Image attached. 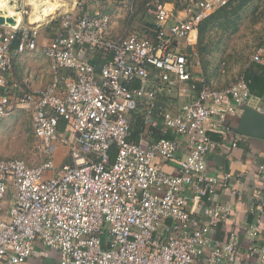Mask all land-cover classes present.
<instances>
[{
  "label": "built area",
  "instance_id": "2783aa9c",
  "mask_svg": "<svg viewBox=\"0 0 264 264\" xmlns=\"http://www.w3.org/2000/svg\"><path fill=\"white\" fill-rule=\"evenodd\" d=\"M14 1L21 23L0 26V122L13 105L31 111L33 135L48 160H0V264H25L36 247L57 251L59 264H239L242 255L248 264H264V245H257L264 193L250 209L243 251L236 230L225 239L215 235L234 213V204L217 195L238 192L232 174L208 165L209 155L231 139L228 120L252 97L250 81L198 89L199 62L179 43L193 46L201 23L229 0H189L181 10L157 1L148 8L150 37L114 35V17L98 9L128 7L126 0H51L57 7L40 23L30 20L31 0ZM50 23L58 29L42 45V27ZM39 46L52 81L14 98L21 88L9 83L12 55ZM263 53L264 46L252 59L264 68ZM98 54L107 57L99 69L91 62ZM176 90L188 101L174 111L159 96ZM143 101L145 130L135 140L130 119ZM154 132L158 139L147 144ZM182 140L186 151L178 159ZM59 146L72 158L54 173ZM158 158L178 159L176 171H164ZM257 174L264 178V160ZM9 192L13 207L3 216Z\"/></svg>",
  "mask_w": 264,
  "mask_h": 264
},
{
  "label": "rangeland",
  "instance_id": "374dc122",
  "mask_svg": "<svg viewBox=\"0 0 264 264\" xmlns=\"http://www.w3.org/2000/svg\"><path fill=\"white\" fill-rule=\"evenodd\" d=\"M126 1L128 7H121L118 3L114 6V35L142 32L152 21L148 8L155 0ZM236 5L237 2L234 1L232 5L216 14L205 28L204 35L198 36L193 46L192 55L199 62L195 71L200 74V82H213L224 87L236 83L244 76L246 69L254 64L253 55L263 48L264 0H255L237 13ZM28 20L29 18H26L25 22ZM48 26L50 25L42 27V45L48 43L58 29ZM184 42L185 39H182L179 43L184 46ZM33 122L32 112L24 108H16L14 113L0 122V160L17 158L35 165L47 159L41 150L40 142L33 135ZM58 156L63 158L60 167L71 163L72 157L68 148L56 151V157ZM12 194L9 192L6 196L7 205L2 211L3 216L13 207ZM45 252L47 257H42L41 262L37 264H59L57 251L46 249Z\"/></svg>",
  "mask_w": 264,
  "mask_h": 264
},
{
  "label": "crops",
  "instance_id": "0c3cea01",
  "mask_svg": "<svg viewBox=\"0 0 264 264\" xmlns=\"http://www.w3.org/2000/svg\"><path fill=\"white\" fill-rule=\"evenodd\" d=\"M98 9L101 11L112 15L114 7L107 4L100 3ZM175 8V5L172 4ZM152 21L150 24L146 25L140 34H145L147 37L152 36L150 33L152 26H154V19L149 14ZM113 17V15H112ZM50 25L49 28H58L57 23L46 24ZM48 28V29H49ZM199 36V33L198 35ZM198 38V37H197ZM195 45V44H194ZM193 45V46H194ZM192 45L181 46L182 51L192 54L194 51ZM264 46V45H263ZM13 47V46H12ZM40 47V46H39ZM15 47H13L14 49ZM96 56V55H95ZM94 56V57H95ZM104 58V57H103ZM264 58V53H263ZM13 68L9 77V83H17L20 86V90H14V98L21 95L23 92H31L33 90L41 89L48 86L52 81V69L50 61L42 53V48L40 47L36 52H28L24 55H12ZM103 64V63H102ZM100 65V67L102 66ZM195 75L200 80V74ZM200 84V87H198ZM210 86L216 89L225 88L224 86H217L213 82H197V88L200 89L202 86ZM232 85V84H231ZM252 94V93H251ZM194 96V95H192ZM190 99V98H189ZM15 102V101H14ZM159 102L163 105L169 106L172 110L176 111L180 105L185 103V98L180 97L178 90L172 96L165 94H160ZM15 104V103H13ZM250 108L261 111L264 113V94L262 96H257L252 94V97L245 104ZM15 105L9 116L15 112ZM243 111L229 118L228 122L230 126H236L237 120L240 118ZM8 116V117H9ZM66 127L61 130V133H66ZM213 139H217V136L211 135ZM231 139L225 142L223 151H216L209 155L208 165L212 172L221 175L223 173H230L233 175L234 188L237 190L238 194L234 196L229 191H221L217 195V200L221 203H233L234 213L232 219L223 224L218 231L215 233L216 237L220 239H225L229 231L236 230L240 236L241 249L244 251L248 245L249 238V227L251 225V214L250 209L259 202L260 194L264 193V178L258 177L257 169L258 165L264 160V140L256 138H246L237 135L234 131L230 135ZM139 137V136H138ZM137 137V138H138ZM146 138V143L150 144L158 138V133L154 132L152 135H148ZM139 139V138H138ZM234 140H237V146L233 147L232 144ZM183 140L181 144V150L178 154V159L185 155V147L183 145ZM60 148V149H59ZM66 148V147H63ZM63 148L58 147L56 151H61ZM67 150V149H66ZM63 159V158H62ZM62 159L60 156L56 157V152L54 156V162L56 169L53 171L56 173L60 165L62 164ZM178 159L176 161H166L163 158H158L157 162L161 165L162 169L168 173H174L178 167ZM48 160V157L47 159ZM45 160V161H46ZM52 174V173H51ZM202 213V209L200 210ZM264 229V228H263ZM257 245H264V231L261 238L257 242ZM45 250L41 247H36L32 257L25 264H37L47 256ZM43 257V258H42ZM239 260V258H238ZM239 264H248L249 259L246 255H242Z\"/></svg>",
  "mask_w": 264,
  "mask_h": 264
},
{
  "label": "trees",
  "instance_id": "16d2710c",
  "mask_svg": "<svg viewBox=\"0 0 264 264\" xmlns=\"http://www.w3.org/2000/svg\"><path fill=\"white\" fill-rule=\"evenodd\" d=\"M157 1L163 2V3L164 2L165 3H171V4L174 3L176 10L183 9L189 2V0H155L153 3H156ZM234 1L237 2V5L235 6V12L237 13V12H239V10H242L244 7H246L248 4L254 2L255 0H231L225 6H222L221 8L217 9L213 14H211V16L209 18H207L205 21H203L201 23V25L199 27V36L204 35L205 28L208 27V25L212 22L215 15L220 13L221 11H223L226 7L232 5ZM152 28H154V27L152 26ZM152 28H151V30H152ZM150 33L152 35H154L152 31H150ZM16 43L17 42H15L14 46H16ZM103 57L104 56L100 55V54L96 55L91 60L92 64L95 65L99 69L100 65L104 61L107 60V57H104V58ZM243 77H245L247 80L250 81V87L249 88H250V91L252 94L257 95V96H262L264 94V68L263 67L254 63L253 65L249 66L246 69ZM198 87H200V84ZM145 106H146V104L143 101L140 104L139 108L135 112L132 113V116L130 119L131 127L133 130V137L132 138L135 140H138L137 137L139 136V134L145 130V125H144L143 120L141 118V115L144 113ZM64 125H65L64 122H61L59 129L63 130ZM250 223H253V218H251Z\"/></svg>",
  "mask_w": 264,
  "mask_h": 264
},
{
  "label": "water",
  "instance_id": "95a60500",
  "mask_svg": "<svg viewBox=\"0 0 264 264\" xmlns=\"http://www.w3.org/2000/svg\"><path fill=\"white\" fill-rule=\"evenodd\" d=\"M15 23L13 17H5L0 14V26L15 25ZM241 110L243 112L237 120L236 126L231 127L232 130L242 137L264 140V113L245 104L241 106Z\"/></svg>",
  "mask_w": 264,
  "mask_h": 264
},
{
  "label": "bare ground",
  "instance_id": "6f19581e",
  "mask_svg": "<svg viewBox=\"0 0 264 264\" xmlns=\"http://www.w3.org/2000/svg\"><path fill=\"white\" fill-rule=\"evenodd\" d=\"M59 1H57L58 3ZM33 6V12L31 13L30 20L32 23H40L47 19L56 7L57 3H53L51 0H31ZM61 7H67L66 5H60ZM0 14L5 17H13L15 19V25L21 23V15L16 11V4L14 0H0Z\"/></svg>",
  "mask_w": 264,
  "mask_h": 264
}]
</instances>
